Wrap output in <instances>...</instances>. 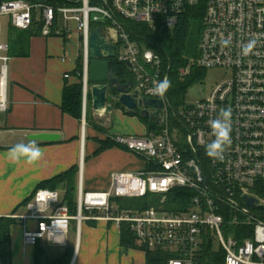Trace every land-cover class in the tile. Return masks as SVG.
<instances>
[{"label":"built area","instance_id":"built-area-1","mask_svg":"<svg viewBox=\"0 0 264 264\" xmlns=\"http://www.w3.org/2000/svg\"><path fill=\"white\" fill-rule=\"evenodd\" d=\"M204 8L198 57L191 58L179 75L193 68L227 69L231 79L218 85L211 97L173 109L168 91L163 98L150 90L167 77L161 56L134 41L123 20L152 31L174 30L190 11ZM8 16L21 31H37L42 37L80 40L83 56V106L90 93L89 41L100 28L115 46L117 59L134 75L139 99L159 100L157 130L150 134L122 135L116 142L146 163L139 172H115L108 190L87 192L80 181L77 213L70 214L58 191L40 189L26 206L27 214L11 217L36 221L35 231L25 230V246L42 238L66 246L72 221L76 241L85 221L127 225L147 250L168 254L165 264H264V0H0V19ZM255 47L244 53L249 41ZM9 46L0 40V113H7ZM80 76V74H78ZM69 79V75L65 76ZM142 112V106L136 111ZM231 110V145L222 160L206 155L215 139L210 121L221 110ZM192 192L184 209L167 211L168 193ZM160 197L158 207L145 211H120L115 199ZM246 197L256 200L251 207Z\"/></svg>","mask_w":264,"mask_h":264},{"label":"crops","instance_id":"crops-1","mask_svg":"<svg viewBox=\"0 0 264 264\" xmlns=\"http://www.w3.org/2000/svg\"><path fill=\"white\" fill-rule=\"evenodd\" d=\"M4 19L7 25L6 38L3 40ZM12 28L8 16L0 19V40L8 46ZM80 51V40L74 33L68 39L35 35L29 41L27 56H12L9 47L11 60L6 85L9 108L7 113H0V219L26 215V207L22 204L32 199L38 186L74 166L80 167L78 184L82 181L85 191L89 193L108 190L111 175L115 172H139L147 166L132 153L116 147L96 156L100 147L98 139L102 140L104 136L90 125L87 126L85 119L80 122L62 111L65 86L78 82L73 72ZM66 75L70 76L69 79ZM124 111L128 112L125 108H114L108 118L109 133L113 136L146 135L148 130L144 124L141 132L119 126L125 118ZM100 125L106 128L104 123ZM46 132L60 134L61 140L56 143L37 142L44 152L38 163L28 165L9 159L8 152L13 145L28 143L31 134ZM86 138L91 148L88 169L90 179L87 184L84 181L88 146ZM59 194L63 198L62 193ZM36 227L37 222L32 220L25 223L17 220L11 227L12 264L147 263L145 252L121 246V230L113 223L85 221L81 226L79 243L76 237H70L69 232L66 246L54 245L45 238L39 240L36 246H25V230L35 231Z\"/></svg>","mask_w":264,"mask_h":264},{"label":"trees","instance_id":"trees-1","mask_svg":"<svg viewBox=\"0 0 264 264\" xmlns=\"http://www.w3.org/2000/svg\"><path fill=\"white\" fill-rule=\"evenodd\" d=\"M50 2V0H48ZM204 8H198L197 10L190 11L185 18H183L180 24L172 31H152L147 26L128 22L123 20L127 30L132 34L134 41H147L150 44L146 45L158 53L167 67L171 66L169 71V80L171 81V87L168 90V99L173 109L178 110L186 103V93L188 88L193 83L197 75L200 76L201 72H195V78L192 76H186L183 78L179 75V69L185 67L191 58L198 57V46L201 39L203 28ZM40 35L36 30L34 31H21L12 28L10 34V54L12 56H27L28 45L30 39ZM64 39H66L64 37ZM82 71H83V56L80 54L77 61L76 70L73 72V76L78 80L77 83L72 85L67 84L63 91V103L62 111L65 114H69L78 121H82V107H83V85H82ZM193 71V69H192ZM193 72V75L195 74ZM111 73L117 76L123 84L134 81V75H132L124 64L120 63L117 59H113L111 63ZM192 73V72H191ZM80 74V76L78 75ZM118 97L116 89L112 88L108 97V104L114 106L117 109H123L117 101ZM89 101L91 98L89 96ZM88 101V103H89ZM129 116H138L140 122L144 124L148 132L157 130V122L151 119H147L139 112H127ZM87 122L92 125L95 130L99 132H105V130L97 124L89 121L87 115ZM99 149L95 155H99L107 149L115 148L117 145L111 141H99ZM80 175V167L74 166L66 172L58 175L57 177L41 183L37 190L47 189L51 191H58L62 193V201L67 204L71 215L77 213V190L78 181ZM35 194V193H34ZM192 192L187 189H175L168 193L166 202L167 211L178 212L182 211L185 207L184 204L188 203ZM31 199L25 201L22 206L26 207ZM160 197L148 194V196L142 199H115L120 211H145L155 206L158 207ZM17 220L13 218L0 219V261L1 264H12V255L10 248V229L16 224ZM121 246L125 249H135L145 252L147 263L146 264H165L168 259V254L161 250L150 251L145 249L133 236L127 225L123 224L121 227ZM35 264H56V263H35ZM67 264V263H57Z\"/></svg>","mask_w":264,"mask_h":264},{"label":"water","instance_id":"water-1","mask_svg":"<svg viewBox=\"0 0 264 264\" xmlns=\"http://www.w3.org/2000/svg\"><path fill=\"white\" fill-rule=\"evenodd\" d=\"M117 51L114 45L109 43L103 31L98 29L91 30V36L89 41V83L91 85L90 96L92 99L93 109L96 113L102 115L104 113L112 114L114 106L108 104L109 92L112 88L116 89L118 97L115 99L117 103L128 110V112H134L138 106H142V116L147 119H159L160 112H149V107L155 109H161L163 103L159 100H153L148 98L139 99V92L133 93L134 86L132 82L123 84L120 79L111 73V63L115 59ZM85 118V116H84ZM30 140L42 143H56L61 140V135L58 133H41L32 135ZM247 203L254 207L256 200L246 197Z\"/></svg>","mask_w":264,"mask_h":264},{"label":"rangeland","instance_id":"rangeland-1","mask_svg":"<svg viewBox=\"0 0 264 264\" xmlns=\"http://www.w3.org/2000/svg\"><path fill=\"white\" fill-rule=\"evenodd\" d=\"M6 22L7 20L4 19L3 20V40L4 38H6ZM197 72H201L202 74L197 75V77L195 78V75ZM193 72L195 73L193 75ZM232 72L230 70L227 69H220V68H215V69H199V68H193L192 73L189 75L192 76L194 79L193 83L191 84V86L188 88V91L186 93V102L189 104H193L197 101H204L207 100L211 97V95L213 94L214 90L216 89V87L222 83H224L225 81H227V79H231L232 78ZM186 78V77H184ZM110 93V92H109ZM90 94V93H89ZM89 95L86 101V110L84 112V107H82V120L85 119L86 121V125L89 126L88 122H87V115L89 116V121H92V123L97 124V123H104L106 128L109 127L110 125V121H108V118L110 117L109 113H104L102 115L96 113L93 109V104H92V100L89 101ZM138 111H134L133 113H137ZM85 113V114H84ZM124 113L126 114L124 117V119L121 120V122L119 123V126H121L123 129L125 130H135V131H142V123L140 122L138 116H129L127 114L126 111H124ZM139 113L140 109H139ZM85 115V118H84ZM99 124L100 127H102L105 132H99L101 135L104 136V138L102 140L98 139V141H111L112 143H114L116 146V148L121 149L125 152H128V150H126L124 147H122L121 145H119L115 140L117 136H113L111 133H109V129L104 128L103 126H101ZM91 127H93L92 125H90ZM144 126V125H143ZM94 128V127H93ZM95 129V128H94ZM97 131V130H96ZM153 132V131H152ZM147 134H150L149 132H147ZM137 136H142V135H137ZM88 141V146L86 147V164H85V172H84V181L87 184L88 183V179H90V174L88 173V169H89V162H90V157H89V143L90 141L88 140V138H86ZM94 141L96 142V139H94ZM73 223H71L70 226V237L75 239L76 237V222L72 221ZM117 264H122V263H117ZM126 264V263H124ZM128 264V263H127ZM133 264V263H130ZM135 264H143V263H135Z\"/></svg>","mask_w":264,"mask_h":264},{"label":"clouds","instance_id":"clouds-1","mask_svg":"<svg viewBox=\"0 0 264 264\" xmlns=\"http://www.w3.org/2000/svg\"><path fill=\"white\" fill-rule=\"evenodd\" d=\"M256 41L251 40L244 48V53L249 54L255 47ZM171 81L165 77L155 83L150 93L154 96L163 98L169 88ZM210 127L213 130L215 137L210 143L206 145V155L214 160H222L227 147L231 145V110L223 109L218 118L210 121ZM44 156V152L39 144L31 140L28 143H17L13 145L8 152V157L11 161L26 163L33 165L38 163Z\"/></svg>","mask_w":264,"mask_h":264}]
</instances>
